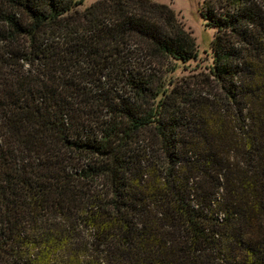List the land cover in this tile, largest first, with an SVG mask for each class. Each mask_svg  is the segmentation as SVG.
Returning <instances> with one entry per match:
<instances>
[{
    "label": "trees",
    "instance_id": "obj_1",
    "mask_svg": "<svg viewBox=\"0 0 264 264\" xmlns=\"http://www.w3.org/2000/svg\"><path fill=\"white\" fill-rule=\"evenodd\" d=\"M0 0V264H264V0ZM142 55V58L141 56Z\"/></svg>",
    "mask_w": 264,
    "mask_h": 264
},
{
    "label": "rangeland",
    "instance_id": "obj_2",
    "mask_svg": "<svg viewBox=\"0 0 264 264\" xmlns=\"http://www.w3.org/2000/svg\"><path fill=\"white\" fill-rule=\"evenodd\" d=\"M98 0H85L78 6L79 10H84L91 3ZM165 3L176 13L182 22L184 29L190 32L196 40L199 55L190 61L184 62L178 58H170L164 66L165 86L172 89L174 86L181 90H188L190 87L207 88L208 84H203L207 79L206 73L209 65L213 63L211 52L212 39L216 28L207 24V19L202 16L205 0H155ZM142 58V55H140Z\"/></svg>",
    "mask_w": 264,
    "mask_h": 264
}]
</instances>
